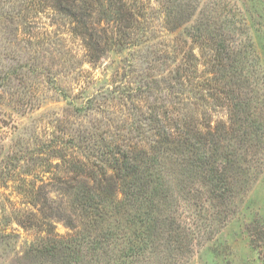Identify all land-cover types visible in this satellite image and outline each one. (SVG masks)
<instances>
[{
	"label": "rangeland",
	"instance_id": "374dc122",
	"mask_svg": "<svg viewBox=\"0 0 264 264\" xmlns=\"http://www.w3.org/2000/svg\"><path fill=\"white\" fill-rule=\"evenodd\" d=\"M123 2L0 0V264H264V0Z\"/></svg>",
	"mask_w": 264,
	"mask_h": 264
},
{
	"label": "trees",
	"instance_id": "16d2710c",
	"mask_svg": "<svg viewBox=\"0 0 264 264\" xmlns=\"http://www.w3.org/2000/svg\"><path fill=\"white\" fill-rule=\"evenodd\" d=\"M45 5L48 3V0H41ZM52 1V8L54 10H56V12L61 13L63 15H65L66 17H69L71 19L74 20V22H76L77 25H79V27L81 28L80 32L81 35L83 37V40L87 41V44L90 47H95L97 46V41H95L94 38V34H93V28H91L88 25V18H89V12H87V10H89L88 8L85 7H78L76 0H49ZM92 1V0H90ZM120 6L118 8V12L121 15L120 20L122 21L123 19H125V21L128 18L133 19L134 13L131 9L127 10L125 8V3L123 2V0H118ZM130 27V26H127ZM121 39H126V34L124 31V26H122L120 24V28L118 30ZM114 158L113 161H115V165H113L114 169H117L116 172H113L112 175H109L107 172H102L100 174V178L99 180H97L96 182V186L97 188H95V195L92 194L91 191L83 193L81 195V193H79L77 196L76 195V199L74 200L76 202V204L79 205V208L83 209L84 211H87V213L91 212V211H95L98 208V196L100 194V192L104 191V189H107V191L111 194L114 192V190L116 189V187L118 186V181L120 180V178L126 177L123 176V174H120V172L118 173V168L121 169L119 167L120 161L118 160L119 157V151L116 150L114 153ZM125 157V156H123ZM123 161V165H127L126 164V160H122ZM130 173H133L135 168H137L135 165H130ZM135 175V172L134 174ZM124 179V178H123ZM103 187H107V188H103ZM126 194V193H125ZM75 195V194H74ZM96 198V199H95ZM50 216L45 215V218H48ZM61 217V214H60ZM64 219H66V221L71 225V219L67 216H64ZM49 229L47 230V233H51V225L48 222L47 223Z\"/></svg>",
	"mask_w": 264,
	"mask_h": 264
}]
</instances>
